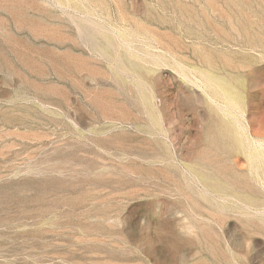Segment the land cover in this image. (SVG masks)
<instances>
[{"label": "rangeland", "instance_id": "obj_1", "mask_svg": "<svg viewBox=\"0 0 264 264\" xmlns=\"http://www.w3.org/2000/svg\"><path fill=\"white\" fill-rule=\"evenodd\" d=\"M0 264H264V0H0Z\"/></svg>", "mask_w": 264, "mask_h": 264}]
</instances>
